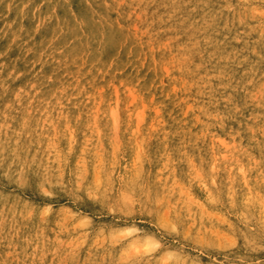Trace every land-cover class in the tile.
Here are the masks:
<instances>
[{"label": "rangeland", "instance_id": "374dc122", "mask_svg": "<svg viewBox=\"0 0 264 264\" xmlns=\"http://www.w3.org/2000/svg\"><path fill=\"white\" fill-rule=\"evenodd\" d=\"M0 264H264V0H0Z\"/></svg>", "mask_w": 264, "mask_h": 264}, {"label": "bare ground", "instance_id": "6f19581e", "mask_svg": "<svg viewBox=\"0 0 264 264\" xmlns=\"http://www.w3.org/2000/svg\"><path fill=\"white\" fill-rule=\"evenodd\" d=\"M166 131V130H165ZM141 145V144H140ZM195 147V146H194ZM141 152V151H140ZM199 155V154H198Z\"/></svg>", "mask_w": 264, "mask_h": 264}]
</instances>
